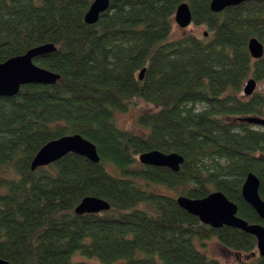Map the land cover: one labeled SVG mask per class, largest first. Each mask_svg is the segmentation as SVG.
Listing matches in <instances>:
<instances>
[{"label":"trees","instance_id":"1","mask_svg":"<svg viewBox=\"0 0 264 264\" xmlns=\"http://www.w3.org/2000/svg\"><path fill=\"white\" fill-rule=\"evenodd\" d=\"M93 1L0 0V63L53 44L56 51L35 64L60 76L55 85H27L0 98V259L221 264L198 247L216 238L234 253L256 254L250 264H264L254 236L213 229L177 203L220 191L238 205V216L264 225L242 198L254 172L264 200V126L246 121L264 118V91L243 95L250 78L264 81V56L254 60L248 51L251 38L264 44V1L215 13L212 0H111L88 25ZM182 3L208 37L170 39ZM136 98L156 110L138 118V131L121 129L115 114ZM76 134L96 145L99 163L70 153L32 169L46 144ZM152 150L182 155L180 171L140 164ZM88 196L110 210L77 215Z\"/></svg>","mask_w":264,"mask_h":264},{"label":"water","instance_id":"2","mask_svg":"<svg viewBox=\"0 0 264 264\" xmlns=\"http://www.w3.org/2000/svg\"><path fill=\"white\" fill-rule=\"evenodd\" d=\"M264 0H212L211 10L221 13L228 8L239 6L245 2ZM111 0H94L89 11L85 15V23L95 25L102 14L110 9ZM175 23L180 28H188L193 22V15L189 4L182 3L178 6L174 17ZM207 36V34L205 35ZM56 51L53 44H45L29 50L26 54L13 57L0 63V98H12L19 94L21 88L27 85H55L60 76L46 70L37 64L35 59L49 55ZM248 51L254 60H260L264 56V44L258 38H251L248 42ZM146 69L140 72L142 80ZM257 81L250 78L243 89L245 96L250 97L256 92ZM248 123L264 126V118L249 117ZM76 154L87 158L91 162L99 163L100 156L94 143L80 134L68 135L53 140L46 144L35 156L32 169L46 167L54 164L67 156ZM140 164L147 167L167 168L178 173L185 159L178 153H163L159 150L145 152L138 157ZM261 181L254 173H248L242 187V198L264 220V200L259 190ZM180 208L188 214L197 217L203 224L213 229L230 227L241 230L254 236L257 240V251L264 258V225L250 224L238 216V205L220 191L212 192L203 199H192L186 196L177 198ZM110 204L101 198L85 197L75 209L77 215L101 214L109 211ZM0 264H10L0 259Z\"/></svg>","mask_w":264,"mask_h":264},{"label":"rangeland","instance_id":"3","mask_svg":"<svg viewBox=\"0 0 264 264\" xmlns=\"http://www.w3.org/2000/svg\"><path fill=\"white\" fill-rule=\"evenodd\" d=\"M188 34H193L198 37H203V35L209 34L206 31V28L203 26H195L193 23L188 28H180L176 23L172 29L171 40L180 39ZM39 64V62H37ZM36 63V64H37ZM37 64V65H38ZM39 66V65H38ZM41 67V66H40ZM140 75V73H139ZM246 84V83H245ZM256 91H264V81L257 82ZM244 95V94H243ZM245 96V95H244ZM200 110L203 106H197ZM154 107L145 103L141 99H134L129 107V110L126 112H117L115 114V119L117 125L124 130H133L138 131L139 126L137 124L138 118L145 113L152 112ZM156 110V109H155ZM154 110V111H155ZM149 189L155 191L157 193H165L167 195H174L173 191H170L162 186L158 185H150ZM199 249L204 252L209 258L217 259L221 264H250L251 260L256 258V254L251 255H244V254H237L234 253L227 248L223 247L221 243L216 239L213 238L206 242L204 247L198 245ZM90 261V260H88ZM93 263L100 264L96 260H91Z\"/></svg>","mask_w":264,"mask_h":264}]
</instances>
